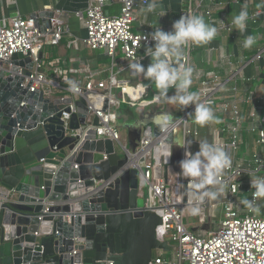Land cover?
<instances>
[{"label":"water","instance_id":"water-1","mask_svg":"<svg viewBox=\"0 0 264 264\" xmlns=\"http://www.w3.org/2000/svg\"><path fill=\"white\" fill-rule=\"evenodd\" d=\"M32 18L36 26L44 20L47 30L53 14ZM33 69L29 55L16 54L0 72V186L11 194L0 204V264H151L154 251L169 252L156 239L161 218L146 206L140 170L128 169L130 160L116 144L96 136L99 120L88 111L96 94L74 100L32 92L27 79ZM73 103L77 113L66 129L62 115ZM161 118L151 127L154 137ZM138 122L130 117L121 123L133 137ZM77 130L83 135L75 136ZM177 143L181 133L153 149L157 178L181 160Z\"/></svg>","mask_w":264,"mask_h":264},{"label":"built area","instance_id":"built-area-1","mask_svg":"<svg viewBox=\"0 0 264 264\" xmlns=\"http://www.w3.org/2000/svg\"><path fill=\"white\" fill-rule=\"evenodd\" d=\"M92 1L86 13L84 41L86 47L92 51L104 50L112 59H115L120 52L129 65L136 62L143 66L147 65L150 57L145 55V50L147 47L154 46L151 40L153 31L147 28L134 31L136 10L146 7L145 0H119L120 11L114 16L105 11L108 0ZM220 6V0H188L181 11V16L187 13L203 15L207 23L213 25L217 23L218 30L233 34L236 30L234 25L221 20L216 21L213 17L214 10ZM50 23L51 27L42 31L36 26L33 18L18 15L10 20L9 25L0 27V72L2 64L10 61L14 55H29L34 62L33 72L27 79V83H31L32 92L41 90L47 95H53V91L66 90L70 96L62 98L72 97L74 100L84 97L87 93H95L96 99L94 103L88 105V111L90 118L99 120L96 136L98 139H109L118 144H121V134L118 131V110L121 105L149 110L157 108L159 110L163 107L164 101L156 99L158 93L154 84L149 86L123 84L114 76L106 84L95 82L89 77L83 85L64 89L60 82V75L54 74V77L49 79L42 72L43 64L39 55L45 46L56 42L62 34V30L57 26L58 19L53 18ZM197 47L190 45L185 49L184 63L192 66V54ZM263 59L264 42L258 52L244 64L234 65L230 56L225 57L229 80L235 82L234 86L228 90L231 102H223L227 82L219 74L211 75L202 81L197 90L201 102H208L212 109H219L230 122L228 137L224 136L226 130L223 129L217 131L212 139V142L223 146L232 159L231 167L225 169L220 177L221 184L228 189V197L222 203L223 219L217 229L202 234L189 231L185 225V213H189L191 219H196L200 226H204L208 222L207 210L215 211L217 205L206 198L200 205L201 212L198 215H192L190 214L188 180L181 174L176 179L165 178L166 173L164 175L163 172L161 178H157L155 174L153 149L157 146L164 147L170 135L177 136L181 133L182 145L187 146V143L191 142V148L188 150L193 154L199 150L198 143L203 142L200 138L199 126L191 121L189 115L194 111V106H188L184 114L172 121L171 125H161L157 137L153 136L151 126L145 128L141 145L136 152H130L121 145L124 155L130 160L128 169L140 170V186L146 206L161 218V224L156 228L157 241L167 243L170 250L173 248L170 244L174 245L175 251L172 257L161 254L153 258L151 264H264V216L258 217L251 210L248 214L240 215L235 209V198L241 188L239 180L245 172L244 163L237 157L243 143L241 129L244 120L240 104L242 102L254 105L256 102L250 96L243 101L239 98V88L235 77H244L243 69L248 64L254 63L258 67ZM104 90H109L108 96L99 94L98 91ZM106 102L107 109H105ZM69 109V113L64 112L62 115L66 129L69 127L72 115L77 113L74 103ZM254 109H251L249 116L252 123L249 131L256 135V144L264 151V117L259 119V125L255 126L257 115ZM82 135L81 130L75 132V136ZM184 153L185 148H181L182 160L185 158ZM252 162L255 165V171L264 177V155L255 153L252 156ZM145 189L148 190L147 195ZM212 190L216 189L212 188ZM10 195L7 189L0 186V204L6 203ZM257 202L258 200L255 204ZM106 264L115 263L107 261Z\"/></svg>","mask_w":264,"mask_h":264},{"label":"crops","instance_id":"crops-1","mask_svg":"<svg viewBox=\"0 0 264 264\" xmlns=\"http://www.w3.org/2000/svg\"><path fill=\"white\" fill-rule=\"evenodd\" d=\"M188 0H156L158 8L153 13H147L141 11L142 8L136 10V22L134 31H140L147 28L154 31L157 27H160L163 31H172V25L175 21L180 19L181 11L186 5ZM92 0H16L10 2L8 0H0V23L1 25H9L10 20L18 15L22 17H34L39 13L49 12L53 14L54 19H58L57 26L62 30L61 37L50 45L44 47L42 51L43 55V68L42 72L46 74L49 79L54 77V74L60 75L61 84L67 87L73 85H83L87 78L91 77L95 82L108 83V80L114 76L123 84L137 85L141 84L149 86L152 82L144 79L142 74L134 72L129 63L123 58V56H117L115 59L110 58L106 51L97 50L92 51L88 49L84 43L86 38V13ZM220 8L214 10L213 17L216 21H224L225 23H231L232 17L237 15L242 7L247 4V10L249 12L250 19L248 21L247 31L241 35L237 30L233 34H227L222 30H218L216 38L209 44L204 46H198L192 54V67L196 70L193 74L192 85L190 91L197 92L199 84L206 80L209 76L219 74L227 82L226 91L224 92L225 98L223 102H231L230 90L234 86V80H229L227 65L225 57H231L234 65H240L247 62L251 56L255 55L261 45L264 42V0H220ZM259 5V7H258ZM121 4L119 0H108L105 6L107 14L114 16L118 15ZM162 9L167 13L165 16L160 17L159 13ZM260 12V15H255ZM217 27V23L214 24ZM40 29H45V22L42 20L39 26ZM56 29V27L54 28ZM46 30V29H45ZM43 30V31H45ZM247 35H253L257 37L256 43L250 48L245 49L243 47L244 37ZM118 54V53H117ZM108 59L112 60L111 65L106 62ZM151 60L149 61V63ZM147 65L144 67L146 68ZM60 71V73H59ZM244 77H235L236 85L238 86V96L243 101L248 96L253 97L256 101L255 104L249 105L242 103L240 109L242 111L243 125L241 129L242 145L237 153V157L242 160L245 167V172L242 174L239 182L241 184L240 192L235 198V209L240 215L248 214L250 211L246 206L240 203L243 199H252L251 178L254 176H261L260 173L255 171V165L252 162V156L256 153L264 155V151L256 144V135L252 134L249 130L252 123L249 118L252 108L257 115V120L254 122L255 126L259 125V119L264 117V59L259 63L258 67L254 64H248L244 69ZM242 78V79H241ZM48 89V87H47ZM175 91V90H174ZM63 92L64 96H70L66 91H53V96L56 98H62L59 96ZM173 93V92H172ZM172 93H169L171 95ZM221 102V101H219ZM167 107H162L157 113H151L149 109H143L139 113V109L136 108L135 115L138 119L137 127L133 129L134 136H130L129 129L123 127L122 123H118V126L124 130V134L121 136V144H118L121 149L125 146L130 152H136L141 145L143 138V132L148 126H144L146 121L150 122L151 127L154 125L156 117L163 116L164 114H172L182 108L178 104H170L164 101ZM191 106V105H190ZM122 105L120 106V108ZM193 107V106H191ZM184 108V107H183ZM162 109V110H161ZM162 111L163 113H161ZM215 116L221 121L220 123H209L205 126H199L201 140L212 142L213 136L217 131L226 130L224 136L228 137L230 133V122L226 119L219 109L213 108ZM152 115L146 116L147 113ZM185 112V108H184ZM184 114V113H183ZM127 115V116H126ZM126 119L131 116L125 114ZM172 116V115H171ZM192 121V117L190 116ZM226 119V120H225ZM229 131V133H228ZM139 132V139L135 135ZM125 138V143L122 142V137ZM136 144L135 151L130 149V144ZM123 151V149H122ZM181 160L175 164H172L168 168V172L164 169L163 173L166 177L176 179L180 175V172L176 171V165H179ZM77 168V166H76ZM224 191L216 200H212L213 203L221 208L222 203L226 201L228 197V189L223 186ZM261 207L264 206V199L258 200L257 204ZM217 210H207L208 222L204 226L198 224L196 229L203 232H208L213 229V219ZM262 214L255 215L263 217ZM217 229V228H216Z\"/></svg>","mask_w":264,"mask_h":264},{"label":"clouds","instance_id":"clouds-1","mask_svg":"<svg viewBox=\"0 0 264 264\" xmlns=\"http://www.w3.org/2000/svg\"><path fill=\"white\" fill-rule=\"evenodd\" d=\"M145 3L146 7L142 8L141 11L153 13L158 8L155 0H145ZM166 14L161 7L160 17ZM260 14L257 12L255 15ZM249 19V12L245 3L241 11L232 17L231 24L243 35L247 31ZM217 34L218 28L207 23L203 15L187 13L173 23L172 31L166 32L157 27L151 33L154 46L147 47L145 50V55L151 60L146 68L139 62L130 65L134 72L142 74L144 79L155 85L158 93L156 99L170 104H179L185 109L190 105L194 106V111L189 115L192 117L193 123L202 127L209 123L218 124L221 121L215 116L210 103L201 102L199 94L189 90L196 70L184 63L183 60L185 49L188 46L207 45L216 38ZM256 41L257 37L247 35L244 37L243 47L250 49ZM170 89L175 90L171 96L169 95ZM172 120L171 114L166 113L161 118V124L171 125ZM198 144L199 150L194 154L188 150L191 148V142L187 143V146L176 144L185 148V158L180 162L179 167L181 169L180 174L189 182L188 196L191 206L190 214L192 215H198L201 212L200 205L206 198L216 200L223 193L224 188L220 177L223 171L232 165L231 156L223 146L207 141ZM212 188L216 190L213 191ZM251 189L252 199H243L240 203L249 210L259 213L260 208L255 204V201L264 199V177H252Z\"/></svg>","mask_w":264,"mask_h":264},{"label":"rangeland","instance_id":"rangeland-1","mask_svg":"<svg viewBox=\"0 0 264 264\" xmlns=\"http://www.w3.org/2000/svg\"><path fill=\"white\" fill-rule=\"evenodd\" d=\"M120 56L122 57L121 53L118 52V54H117V58H116V59H118ZM106 63H107L108 65H111L112 60H111V59H108ZM172 92H174V89H170V90H169V93H172ZM122 108H123V109H127V107H126L125 105H122ZM133 110H134V112L136 111L135 109H133ZM118 131H119L120 134H122V135L125 133L124 130L121 129L119 126H118ZM122 135H121V136H122ZM122 142H123V144H126V143H125V138H124V136L122 137ZM115 148H116V151L118 152V154H119L121 157H124V153H123L121 147H120L118 144L115 145ZM176 171H177V172L181 171L179 165H176ZM145 193H146V195H147V193H148V190H147V189H145ZM259 208H260V210H262V211L264 212V206L261 207V206L259 205ZM257 214H262V213H261V211H259V213H257ZM263 215H264V213H263ZM222 216H223V215H222L221 208H218V210H217L216 213H215V218L213 219V223H214V224H212V225L214 226L213 229H216V228H218V227L220 226L221 220L223 219ZM195 221H196V219H194V218L191 219V218H190L189 213H185V225H186V228H187L189 231H192V229H194L195 227L198 226V224H197ZM196 234H200V231H197ZM170 246H172V247L174 248V245L170 244ZM173 248H172L169 252L162 251V250L154 251L153 256L155 257V256H159V255H161V254H165V255L168 256V257H172L173 254H174V251H175ZM154 257H153V258H154Z\"/></svg>","mask_w":264,"mask_h":264},{"label":"trees","instance_id":"trees-1","mask_svg":"<svg viewBox=\"0 0 264 264\" xmlns=\"http://www.w3.org/2000/svg\"><path fill=\"white\" fill-rule=\"evenodd\" d=\"M175 92V91H174ZM174 92L171 94V95H173L174 94ZM64 93L63 92H61V94L59 95V96H61V97H63L64 95H63ZM170 95V96H171ZM179 105V104H178ZM126 107H127V109H123L122 107L121 108H119V110H118V118H119V122L121 123L122 121H123V119H126V116H125V114H128L129 116H131L132 118H133V120H135V121H138V119H137V117H136V115H135V112H134V110L133 109H135V108H132V107H130V106H127V105H125ZM163 106L164 107H167V105L165 104V103H163ZM162 110V109H161ZM161 113H163L162 111H160ZM183 113H184V108L182 107L181 109H179L178 111H176V112H174V113H172L171 115H172V118H173V120L172 121H175V120H177L178 118H180L182 115H183ZM156 257V256H155ZM154 257V258H155Z\"/></svg>","mask_w":264,"mask_h":264}]
</instances>
